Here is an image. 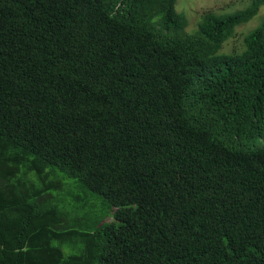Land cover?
<instances>
[{"label":"trees","instance_id":"16d2710c","mask_svg":"<svg viewBox=\"0 0 264 264\" xmlns=\"http://www.w3.org/2000/svg\"><path fill=\"white\" fill-rule=\"evenodd\" d=\"M175 3L0 0V264H264V0Z\"/></svg>","mask_w":264,"mask_h":264},{"label":"rangeland","instance_id":"374dc122","mask_svg":"<svg viewBox=\"0 0 264 264\" xmlns=\"http://www.w3.org/2000/svg\"><path fill=\"white\" fill-rule=\"evenodd\" d=\"M250 3L251 0H176L175 9L187 19L185 33L192 34L196 31L204 12L211 11L215 14L234 13L237 10L247 8ZM260 17H264V9H261L253 20L241 26L239 33L245 35L258 27L261 24ZM241 37L242 35H237L236 39L227 42L221 52L226 54L234 50L239 51L242 46ZM64 251L66 254L71 253L68 248H65ZM72 251L76 252L77 249Z\"/></svg>","mask_w":264,"mask_h":264},{"label":"clouds","instance_id":"9594fccd","mask_svg":"<svg viewBox=\"0 0 264 264\" xmlns=\"http://www.w3.org/2000/svg\"><path fill=\"white\" fill-rule=\"evenodd\" d=\"M128 18H129V17H126V18L124 19L123 23H125V21H126Z\"/></svg>","mask_w":264,"mask_h":264},{"label":"bare ground","instance_id":"6f19581e","mask_svg":"<svg viewBox=\"0 0 264 264\" xmlns=\"http://www.w3.org/2000/svg\"><path fill=\"white\" fill-rule=\"evenodd\" d=\"M45 5V4H44ZM45 214V213H44Z\"/></svg>","mask_w":264,"mask_h":264}]
</instances>
